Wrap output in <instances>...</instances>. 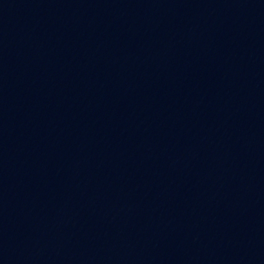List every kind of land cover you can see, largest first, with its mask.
<instances>
[{
	"label": "water",
	"instance_id": "95a60500",
	"mask_svg": "<svg viewBox=\"0 0 264 264\" xmlns=\"http://www.w3.org/2000/svg\"><path fill=\"white\" fill-rule=\"evenodd\" d=\"M200 0H0V263L124 115Z\"/></svg>",
	"mask_w": 264,
	"mask_h": 264
}]
</instances>
